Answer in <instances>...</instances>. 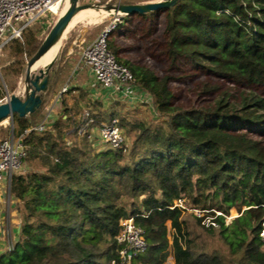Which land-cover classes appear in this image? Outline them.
<instances>
[{
	"label": "trees",
	"instance_id": "trees-1",
	"mask_svg": "<svg viewBox=\"0 0 264 264\" xmlns=\"http://www.w3.org/2000/svg\"><path fill=\"white\" fill-rule=\"evenodd\" d=\"M166 34L172 61L187 58L243 84L239 106L221 97L214 109L183 111L172 102L170 76L131 67L164 121L131 119L117 110L94 114L119 118L127 139L120 148L100 147L95 124L79 132L81 120L64 106L50 129L24 135L25 171L11 180L20 229L13 248L0 253V264H120L117 236L121 219L129 217L147 242L131 264H165L171 253L175 264H264V0H177L166 9ZM42 42L32 25L4 46L13 58L5 80L25 71L26 59ZM109 48L117 53L112 41ZM69 70L61 53L49 70L47 89L37 93L36 110L14 115L17 135L43 120L45 105ZM183 197L189 206L211 210L209 215L221 212L219 226L203 225L200 218L201 231L189 226L185 210L174 207ZM233 207L239 212L246 207L233 222L238 242L226 221ZM215 233L228 257L211 247Z\"/></svg>",
	"mask_w": 264,
	"mask_h": 264
},
{
	"label": "rangeland",
	"instance_id": "rangeland-1",
	"mask_svg": "<svg viewBox=\"0 0 264 264\" xmlns=\"http://www.w3.org/2000/svg\"><path fill=\"white\" fill-rule=\"evenodd\" d=\"M122 1L123 0H79V3L91 4V6L107 7L108 4L122 3ZM150 1L156 0H143L139 3H146ZM63 8L64 7H62V10ZM107 14L108 13L95 9H87L83 16L75 21L69 31L85 17L92 15L103 16L97 21H92V23L89 24L90 29L88 37L91 39L93 37L95 38L100 34L102 28L108 23L109 14ZM57 17L58 16H48L45 19L33 24L35 25L37 35H40L43 40L57 20ZM87 22L90 21L86 20L81 24ZM64 40H62V42ZM110 41H112V43L116 46V54L123 63H126L135 70L142 69L144 71L147 70L153 72L159 78L170 76L169 88L173 93L172 102L176 107L182 109L183 111L192 109L204 111L214 109L216 102L221 97H225L230 105L238 107L241 95L244 93V89L246 90L243 84L239 85L228 79L222 78L216 73L192 63L187 58L180 57L176 61H172L167 54L166 10L160 9L148 16H144L140 13L126 15L124 24L120 25L119 28H117V30L112 34ZM29 60L30 59L28 58L26 59V68ZM12 61L13 58L10 57L9 52L3 48V50L0 51V103L6 101L8 93H16L19 96H25L26 69L18 77L7 75L6 80L4 78V74L7 73L6 69L11 66L13 63ZM11 68L14 70V67ZM136 85H140L138 83V79L136 80ZM139 87L141 88L139 91L143 93V95L139 97L141 99L137 100L136 98H132L130 100H125L124 104L117 105L116 108H119L120 106V110L123 112L122 114L130 117L131 119H145L149 123H160L161 121H164V118L159 117V113H162L163 111L159 109L153 96L143 87ZM11 88L13 89L10 90ZM129 101L131 105H129ZM115 109H113V106L111 105L108 107V110ZM15 126L16 123H14V118L8 117L0 121V140L9 137L13 127ZM95 127L99 130L98 126ZM245 127V129L250 128L249 126ZM14 133L16 134L15 131ZM93 134L98 136L100 147L106 145L103 141H99V131L98 133L96 131ZM249 134L256 139H261V136L255 132L251 131ZM24 166L26 165L24 164ZM4 203V214L1 217L0 226L6 230L8 221L10 222L11 220V225H9L11 226L10 228L11 231H13L12 234L14 235L18 224L12 221L11 218L17 217L18 214L14 210L8 213V207H6L8 202L5 200ZM13 206L14 204L11 200V208ZM188 207L189 208L184 211V219L189 226H193L195 230L201 231L202 228L200 226H196L198 217L193 211L194 207ZM245 209L246 207H243L242 212H239L237 208L233 207L230 210V213L226 215V221L229 225V233L235 242L239 241V237L235 234L236 227L233 225V222L236 217L242 215ZM13 213H16V216ZM216 215L218 214L216 213ZM8 216L9 219L6 220ZM173 232L174 230L172 229L170 233L171 244L173 242ZM263 234L264 232H262V235ZM210 237H212L210 239L211 247L217 248L221 254L228 257L229 249L222 242L220 236L215 233ZM1 238L4 241L2 239L1 240L6 243V235L4 237L1 236ZM169 259L170 256L165 261V264H170Z\"/></svg>",
	"mask_w": 264,
	"mask_h": 264
},
{
	"label": "built area",
	"instance_id": "built-area-1",
	"mask_svg": "<svg viewBox=\"0 0 264 264\" xmlns=\"http://www.w3.org/2000/svg\"><path fill=\"white\" fill-rule=\"evenodd\" d=\"M64 3L65 0H0V51L12 39L22 38L23 32L36 22L48 16H59ZM126 15L111 12L108 15V23L93 41L82 47L81 54L85 63L91 67L98 87L110 90L113 95H121L124 99H132L137 98V95L138 97L143 95L137 90V78L131 67L120 61L109 48L112 34L124 24ZM67 90L68 86H65L61 92ZM50 110L48 106L45 118L36 126L26 129L23 134H15L13 127L9 137L0 140V186L3 182L6 183L4 193L0 192V202L4 199L10 202L12 176L14 173L25 171L24 135L32 130L42 133L50 129L52 127ZM93 124H98L99 138L104 143L114 148H120L126 144L127 139L118 117L98 121L87 109L82 116L79 132H84ZM175 206L187 210L189 208L187 198L178 199ZM193 211L203 225L219 226L216 220L217 215L207 214L211 210L194 207ZM216 213L221 214V212ZM120 225L121 230L117 236L120 245L118 250L122 260L120 264H131L133 256L147 250L144 231L135 224L133 217L121 219ZM12 248L13 243L9 246V249ZM112 264H117V261L113 260Z\"/></svg>",
	"mask_w": 264,
	"mask_h": 264
},
{
	"label": "crops",
	"instance_id": "crops-1",
	"mask_svg": "<svg viewBox=\"0 0 264 264\" xmlns=\"http://www.w3.org/2000/svg\"><path fill=\"white\" fill-rule=\"evenodd\" d=\"M109 1V0H107ZM109 14V13H108ZM107 14V15H108ZM103 16L99 15H92L89 17L83 18L82 21H79L66 35V37L63 39L62 45L59 49V52L57 53V58L62 53V56L65 61L68 62L70 65L69 75L67 81L60 86L57 92H55L47 102V104L44 107L43 114L44 118L46 116L47 108L48 106L51 108L50 116L52 117V126L53 122L57 119L58 116H60L63 113L64 106H69L70 110L73 112V119L82 120V116L87 109H91L93 116L101 115L103 113L111 112L112 110H108V107L111 105L113 106V109L117 107V105L124 104L125 100H130V98L124 99L121 95H113L110 90L98 87L95 84L93 72L91 67L85 63V61L82 58L81 50L82 47L93 41L95 38L92 39L88 37L89 32V24L92 23V21H97L99 18ZM90 21L84 24H81L83 21ZM80 23V24H79ZM103 29V28H102ZM4 48V47H3ZM2 48V50H3ZM1 50V51H2ZM68 86V90L64 93H62L63 87ZM137 90H141V88L137 85ZM82 94H85V99H78ZM58 99V101H56ZM139 100V97L136 98ZM76 103L78 105H76ZM65 104V105H64ZM129 105H131L129 101ZM75 109L78 111V113H75ZM115 110L120 111L119 108H116ZM123 113V112H122ZM98 121H101L99 117L94 116ZM43 118V119H44ZM104 120V119H103ZM95 126H98V124L93 125V132L98 133V130ZM95 135V134H94ZM6 183H2L0 186V192L4 193V185ZM11 200L12 197H10V202L6 200L8 207V213L11 212L13 207L11 208ZM5 199L0 202V220L3 216V205L5 204ZM14 204V201H13ZM15 205V204H14ZM5 206V205H4ZM7 209V208H6ZM14 215L16 213H13ZM16 216V215H15ZM9 219V216L6 220ZM12 221L16 222L17 227L15 229V234L13 235V231H11V220L8 221V225L6 230H4L0 226V253L9 249V246L11 243H13L14 239L16 238V234L18 233L20 227V218L17 216L15 218H11ZM10 224V225H9ZM1 225V221H0ZM8 231V232H7ZM6 235V243H4L1 236ZM3 241H2V240ZM170 264H175V258L174 255L170 254L169 259Z\"/></svg>",
	"mask_w": 264,
	"mask_h": 264
},
{
	"label": "water",
	"instance_id": "water-1",
	"mask_svg": "<svg viewBox=\"0 0 264 264\" xmlns=\"http://www.w3.org/2000/svg\"><path fill=\"white\" fill-rule=\"evenodd\" d=\"M176 1L177 0H156L146 3L131 4L119 2L117 4H108L107 8L111 9L113 13H123L127 15L133 13L144 14L160 9L166 10ZM89 6H91V4H80L79 0H70V7L68 10L57 17V20L49 30L37 52L27 63L25 74V96H19L16 93H8L6 101L0 103V121L8 117L14 118L15 114L26 116L36 110L41 103V96L37 93L47 89L49 70L54 64L57 55L46 66L35 71L31 69L32 63L35 59L43 55L55 43L60 35H62L69 25L73 15L80 9Z\"/></svg>",
	"mask_w": 264,
	"mask_h": 264
},
{
	"label": "bare ground",
	"instance_id": "bare-ground-1",
	"mask_svg": "<svg viewBox=\"0 0 264 264\" xmlns=\"http://www.w3.org/2000/svg\"><path fill=\"white\" fill-rule=\"evenodd\" d=\"M65 3H64L65 6L63 5L64 8L61 11V14L66 12L68 10V8L70 7V0H65ZM87 9H95V10H98V11H101V12H105V13H109V14L111 13V9H109L107 7H99V6H89L87 8H83V9H80L79 11H77L73 15V17H72L69 25L65 29V31L62 33V35H60V37L55 41V43L43 55H41L39 58L34 60V62L31 65V69L33 71L38 70V69L46 66L52 59H54V57L59 52V49L61 47L63 38L66 37V35L69 32V29L71 28V26L75 23V21L77 19H79L81 16H83V14L86 12ZM40 65H43V66L39 67Z\"/></svg>",
	"mask_w": 264,
	"mask_h": 264
}]
</instances>
